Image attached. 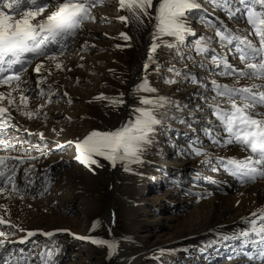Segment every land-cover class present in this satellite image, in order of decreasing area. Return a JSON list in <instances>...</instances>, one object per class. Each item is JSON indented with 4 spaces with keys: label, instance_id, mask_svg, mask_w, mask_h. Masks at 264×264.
<instances>
[{
    "label": "rangeland",
    "instance_id": "obj_1",
    "mask_svg": "<svg viewBox=\"0 0 264 264\" xmlns=\"http://www.w3.org/2000/svg\"><path fill=\"white\" fill-rule=\"evenodd\" d=\"M229 2L239 6L238 0ZM197 3L203 7L188 13V24L196 35L187 36L183 45H177L179 51L177 48L159 47L147 69L143 64L144 43L147 41L146 34L154 22L149 23L145 19L143 25L137 26L129 22V26H124V22L118 17L127 13L118 11L117 0H105L102 5L92 9L96 21L85 22L84 28L82 27L74 38L64 42L63 54L58 56V60H64L61 63L63 70L57 69L54 62H47L48 66L38 76L32 69L35 62L39 61L36 60L24 73L22 80L25 81L27 76L35 75L33 89L34 91L42 89L43 95L36 96L31 91L26 93V96L30 97L27 102L28 110L33 111L34 115L28 118L20 111L18 113L31 124H23L17 113L11 112L12 116H15L11 120L15 127L9 128L8 132L9 135L28 141L29 143L24 145L25 148L39 145L44 154L32 151L31 154L38 159L27 161L20 166L16 178V183L20 187L18 193L6 191L0 194V205L10 209L5 214V209L0 208V216L10 219L20 227L32 226L30 224L38 221L34 224V230L45 232L68 230L58 232L51 241L36 236L30 238L28 244L9 245L12 249L25 248L26 254L30 251L32 264H41L39 253L47 251L44 248L45 243H49L54 251L49 264H133L137 259L140 260L137 264H208L211 259L218 256L222 263L237 264L231 260L234 256L232 250L238 247L236 244L240 241L236 239L234 233H227L223 228H218L205 230L197 237L184 238L181 232H174L175 224L193 217L194 209L203 202L202 197L207 193L206 189L219 191L222 185L230 183L233 186L239 181L223 168L213 171L215 157L220 156L215 155L214 151L219 145L213 143L206 130H212V136L219 134L226 136L209 106L212 103L211 98L215 96L212 81L229 85L234 82L232 77L219 75L223 65L218 67L213 64L211 57L217 54L222 56L225 52L231 51L228 54V62L236 67H243L232 50L235 42L231 45H222L215 35L216 28L225 26L236 32L235 26L245 28L249 26L239 14L230 19L223 8L216 7L211 0H197ZM122 32L127 33L131 39L125 41L120 36ZM239 33L242 32L237 31V34ZM201 37H210L212 42L207 53L198 55L193 45ZM85 42L89 45L87 49L82 47ZM151 44L152 40H149L147 55ZM127 47L132 49V57L128 71L123 75L117 69L116 61L119 60V56L124 55ZM49 48L52 53H59L61 50L60 45H50ZM99 48L103 51L97 53L98 56L103 58L106 56L110 61L104 62L103 73L101 74L99 69H87V64H84L79 70H83L87 78L82 76L78 85L73 83L72 74L75 69L78 70L72 65L76 63L72 58L75 50H81L79 54L84 57L82 61L84 59L86 61V58H91L92 52ZM218 48L222 51L216 52L215 49ZM47 71L51 72L50 76L47 75ZM42 76L46 77V82L37 87L36 81ZM145 77L149 85L156 89L155 93L134 91ZM168 80L175 83H166ZM122 82H125L126 87L122 86ZM248 82L251 83L241 80L240 84L246 85ZM96 83L99 84L93 89ZM121 91L125 103L118 108L107 106V101L94 99L100 94L116 96ZM141 95L149 98L162 96L168 101L156 109L155 115L161 120V124L156 126L153 142L144 145L142 163L128 164L130 170L126 171L124 162H118L113 167L109 161L95 156L93 158H96L101 167L92 165L89 168L75 159L77 154L73 155L69 150V144L64 143L65 147H58L62 145L61 139L66 133L76 138L85 137L94 130H113L116 123L123 124L121 121L128 112L126 123L134 121L137 115L134 109L141 107L139 103ZM18 98L19 96L15 97ZM2 102H6L7 105V97ZM14 103L23 108V104L17 105L16 100ZM36 109H40L38 115L35 114ZM33 129L38 133L43 132L44 139L42 140ZM88 130L90 132H87ZM32 132L33 134H30ZM193 147L210 153L213 163H205L206 157L196 155ZM205 148L207 150L209 148V152ZM4 154L5 152L0 150V155ZM8 154L21 155L11 150ZM182 158L192 161L195 166L182 174H177L174 169L178 165L170 166L168 162ZM49 162H52L50 163L52 165H48ZM29 165H35V174L31 177L35 180L34 187L26 185L24 178H21L23 169ZM210 175L216 176L215 179L211 180ZM258 181L264 182V179ZM256 184L253 183L251 186ZM240 189L242 188H235L233 194ZM101 192L105 199L101 197ZM113 198L124 213L123 220L127 224L124 229L110 224L113 219ZM99 205L101 209L97 212V219L93 221L91 216L96 213ZM12 209H15V212ZM96 222L99 224L93 230ZM106 228L108 231L111 230L113 240L118 242V251L109 253L108 260L106 257L104 258L106 260L102 259L109 251L107 247L92 244L90 240L75 239L69 234L70 232L82 237L109 240L104 231ZM245 228L246 226L242 229ZM217 231L220 232L216 233ZM32 240L38 241L40 248H35L31 244Z\"/></svg>",
    "mask_w": 264,
    "mask_h": 264
},
{
    "label": "snow or ice",
    "instance_id": "obj_2",
    "mask_svg": "<svg viewBox=\"0 0 264 264\" xmlns=\"http://www.w3.org/2000/svg\"><path fill=\"white\" fill-rule=\"evenodd\" d=\"M104 2L105 0H0V85L9 87L7 92L0 91V101H4L7 97V104L11 106L15 99L13 92H18L23 108L17 106V110L22 115L32 118L34 113L28 110L27 106V100L30 97L25 95L28 89L23 87L27 83L22 80L24 73L34 61L41 58L53 61L57 69L63 70V65L57 60L58 56L63 54L64 42L74 38L85 22H95L96 17L92 9ZM211 2L216 7L223 8L230 19L239 14L249 26L240 34L225 26L216 28L215 31L222 45H231L235 42L234 54L243 67L234 66L226 57L218 54L211 57L213 64L218 67L223 65L219 75L232 77L234 82L229 85L212 81L215 96L211 98L212 103L209 106L226 136L223 138L218 135L212 136V130L206 131L212 137L214 144L239 145L241 151L248 155L243 158L216 156L213 171L223 168L242 183L255 182L258 178L264 179V111L259 110L264 109V0H238L239 6H234L229 0H211ZM117 3L118 11L127 13L118 17L126 25L131 22L140 26L145 23V19L149 23L154 22L153 31L150 33L152 44L147 57L149 63L153 62V54L159 47L177 48V45L184 44L187 36L196 35L188 24V13L199 7L197 0H155V3L154 0H117ZM212 26L215 27V25ZM120 36L125 41L131 39L127 33L122 32ZM165 37L172 39L168 40ZM211 42L210 37H201L196 40L193 45L195 52L198 55L207 53ZM50 45H60V52H50ZM82 47L87 49L89 45L85 42ZM177 50L179 51L178 48ZM144 67L147 69L148 63ZM44 69L45 65L41 61L35 64L33 71L40 74ZM170 71L175 70L170 69ZM47 75L50 76L51 72L49 71ZM241 80L251 81V83L241 85ZM44 82L46 77H40L36 81L37 87ZM166 83H175V81L168 80ZM134 91L152 94L156 92V89L149 85L145 77ZM40 95H43L42 90ZM94 99L107 101V106L114 108L125 103L123 93L112 97L100 94ZM167 102L166 97L149 98L141 95L139 99L141 107L134 109L137 114L134 121L122 124L115 130H94L83 140L68 141V144H75L77 149L75 159L89 168L92 165L101 167L93 158L94 156L109 161L113 167L118 162H124L126 171L130 170L128 164L142 163L144 145L153 142L156 126L161 124V120L155 115L156 109ZM39 111L40 109H36L35 114L38 115ZM12 119L8 107L0 104V150L5 152L4 155H0V194L6 191L18 193L20 187L16 183V178L20 172V166L27 161L38 159L31 154L32 151H40L42 155L44 154L39 145H30L25 148L24 145L29 143L28 141L9 135L8 129L15 127L11 123ZM45 119H47L46 115ZM53 131L56 130L53 129ZM36 134L42 140L44 139L43 132ZM58 147L62 148L65 145H58ZM9 150L19 152L21 155L12 156L8 154ZM193 151L196 155L206 157L205 163H213L211 154L198 148H193ZM9 161L18 163L10 164ZM34 169L35 165H29L23 169L22 173L25 184L33 187L35 180L31 177L34 175ZM0 208H4L7 214L8 209L5 205H0ZM242 223L246 225V228L236 234V239L243 238L242 248L248 244L259 245V258L264 259V206L258 207L249 216L243 217ZM98 224L99 222H96L93 225V230ZM0 226H5L0 228V264H32L33 258L30 251L26 254L25 248L12 249L9 245H25L29 243L30 238L36 236H42L51 241L58 232L68 231L66 229L48 232L27 230L3 216H0ZM17 232L25 233V235L19 239H12L11 237ZM69 234L75 239L90 240L92 244L105 246L110 254L115 251L118 244L116 240L82 237L70 232ZM253 235L258 236L259 239H250ZM31 244L35 248L41 246L35 240H32ZM44 248L47 251L39 253L40 261L41 264H49L54 251L49 243H45Z\"/></svg>",
    "mask_w": 264,
    "mask_h": 264
},
{
    "label": "bare ground",
    "instance_id": "obj_3",
    "mask_svg": "<svg viewBox=\"0 0 264 264\" xmlns=\"http://www.w3.org/2000/svg\"><path fill=\"white\" fill-rule=\"evenodd\" d=\"M199 7L201 8L203 6H199ZM122 12H124V11H122ZM124 26H129V23L127 25L124 23ZM235 29H236V32L237 31L243 32L245 27H237V26H235ZM89 31H92V30H89ZM152 31H153V25H152V27L149 29V31L146 34V40L147 41H146V43H144L145 51L143 53V64L149 63L148 59H147L148 55H147L146 50L148 51V49H149V40H152L151 37H150L151 36L150 33ZM149 37H150V39H149ZM232 50H234V49H232ZM102 51H103L102 48H99L98 50L95 49L92 52L93 56L91 58H89V59L86 58V61L84 59V61H85L84 62V61H82V58H84V57L79 54V53H81V50H79V49L75 50V52L73 53L72 58L74 59V61L76 63L72 64V65H73L74 68H78V70L75 69L74 73L72 74L73 83L78 85L80 83V81H81L80 79L82 78V76H83V78H87V76L85 75L83 70L82 71L79 70V67L83 66L84 64H87V66H86L87 69H99V72L101 74L103 73L102 70L104 68L105 63H110V61L108 59H106V56H105V58H103L101 56H98L97 53H100ZM215 51L216 52H221L222 50H221V48H218V49H215ZM125 52H124V55L119 56L118 57L119 60L116 61V67L121 72V74H123V75H124V73L126 71H128V64H129V62L131 60V57H132V49L127 47ZM229 52H231V51L225 52L224 54H222V56L228 58ZM41 61L44 63V65L47 62L48 63H52L53 62L51 60H43V59H41V60L35 62V64L36 63H40ZM58 62L59 63H63L64 60L61 59V60H58ZM48 63L45 65V68H46V66H48ZM35 64L33 65L32 69H34ZM37 75L39 76V74H37ZM34 76L35 75L27 76V83L24 84L23 87L28 89V91L26 93H29L31 91V92H34L33 94H36V96H40V92H41L42 89L39 90V91H34V89H33L34 88V86H33ZM98 77H100V74H98ZM125 79H126V77H125ZM122 83H123L122 86L126 87L125 82H122ZM248 83H250V82H248ZM248 83H246V84H248ZM97 84H99V83H96L92 88L95 89ZM8 90H9L8 85H0V91L7 92ZM26 93H25V95H26ZM117 93H119V90H117ZM121 93H123V92L121 91ZM16 96H19V93L18 92H13V97L15 98ZM15 100L17 101V105L23 104V103H21L19 98L18 99H14V101ZM28 101L29 100H27V102ZM5 103L0 101V104L6 106L8 108L10 107L9 108V112L10 113L11 112H14L15 114L17 113V115L19 116V118H20V120H21V122L23 124H25V125L31 124V123L28 124V122L25 121L21 117V114L18 113L17 106L15 105V103H13L11 106H9L8 104L6 105ZM259 110L260 111H264V109H259ZM128 113H127L126 117L123 120L125 122L121 121L123 124H125L126 120L128 119ZM11 115H13V114L11 113ZM12 117H15V116H12ZM11 123L13 124V121H11ZM121 125L122 124L120 122L116 123L114 125L113 130L119 128ZM26 131L30 132V130H27V129H26ZM33 131H36V133H38L37 130H35V129H33ZM87 132H90V131L88 130ZM87 136L88 135H86L85 137H87ZM85 137L81 136V137L73 138V137L69 136V133H66L62 137L63 139H61V141L63 142L62 145L64 143H67L68 141H76L78 139L79 140H83ZM219 137L223 138L225 136L219 134ZM68 146H69V150L71 152H73V155L77 154V149L75 147V144H69ZM207 151L209 152V148H208ZM214 153H215V155H220V156H224V157H237V158H243L244 156L248 155V153L241 151L239 145H228V146L219 145V148L217 150H216V147H215ZM94 159H96V158H94ZM50 163H52V162H49L47 164L48 165H52ZM168 163H169L170 166L178 165L174 169L175 171L178 172L177 174H179V173L182 174V172H186L188 169H191V168H193L195 166L194 163H192V161L191 162L186 161L185 158L175 159L174 161L172 160V161H170ZM27 167L28 166H26L25 168H27ZM73 171H72V173H73ZM22 173H23V171H22ZM22 173H21V178H23ZM34 174H35V171H34ZM215 177L216 176H212V175L209 176V178L211 180L212 179L214 180ZM258 179L255 182H246V183H242L239 180L237 182V184L235 183L236 185H233V186L230 183L229 184H224V185H222L220 187L222 189L219 190V191L213 190V189H206L207 193L202 197L203 202L201 203V205L199 207L194 209L193 217L190 216V217H192L191 219H188L187 221H184V222L183 221L182 222H178L177 224H175V227L173 226L175 228L174 232H176V231L181 232L180 233L181 236H183L185 238L187 236H194V237L200 236L201 233L203 231H205V230H207V231L210 230L211 231V230H215V229H218V228H223V231H225L227 233H234L236 235L237 233H239L242 230V228H244L246 226L244 223H242V218L249 216L250 213L255 211L258 207L264 206V182H259ZM253 183H257V184L254 185V186H251ZM235 188H242V189H240L239 192H237L236 194H233V190ZM102 196H103V194L101 192V197ZM103 198L105 199V196H103ZM101 203L103 204V201ZM100 209H101V206L99 205V207H97V210H95L96 213L92 214L91 218H92L93 221H95L97 219V217H98V215H97L98 213L97 212ZM12 210H13V212H15V209H12ZM8 211H10V209H8ZM112 211H113V219L111 220V223H110L111 226H114V227L116 226L117 228H120V229L126 228L127 224L123 220L124 213L122 211V208L119 207L118 205H116V202H115L114 198H113ZM117 213H121V215H117ZM30 214H32V213H30ZM17 215H18V213H17ZM36 222H38V221H36ZM36 222H33L32 224H30L32 226H26V227L23 226L22 228L27 229V230H34L35 229L34 224H36ZM1 227L4 228L3 226H0V228ZM99 229H101V228H99ZM6 230H8V229H6ZM101 231H103V230H101ZM104 231L106 232V236L109 239V241L113 240V238L111 236V234H112L111 230L108 231V228H106ZM218 232H220V231H217L216 233H218ZM172 234H174V233H172ZM208 234H209V232H208ZM24 235H25V233L17 232V235H15V237H13L12 239H19L21 236H24ZM242 239L243 238L237 239V240H240V241H238L237 244H236V246H238V247H235V249L232 250V253H233L234 256L231 258V260H234L237 264H264V259L259 258V255H258L260 246L259 245L253 246L251 244H248L246 247L242 248L241 247ZM250 239L258 240L259 237L253 235V236L250 237ZM18 245H20V244H18ZM117 251H118V247H116L114 252H117ZM244 252H245V254H244ZM230 255H231V253H230ZM108 256H109V251H107L106 255H103L102 259L103 260H106V259L108 260ZM105 257H106V259H104ZM139 261L140 260H138V259L134 260L133 264H137ZM208 264H226V263L220 262V258L218 256V257H215V258L211 259L208 262Z\"/></svg>",
    "mask_w": 264,
    "mask_h": 264
},
{
    "label": "water",
    "instance_id": "obj_4",
    "mask_svg": "<svg viewBox=\"0 0 264 264\" xmlns=\"http://www.w3.org/2000/svg\"><path fill=\"white\" fill-rule=\"evenodd\" d=\"M139 71H140V69H139Z\"/></svg>",
    "mask_w": 264,
    "mask_h": 264
}]
</instances>
